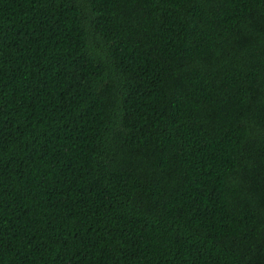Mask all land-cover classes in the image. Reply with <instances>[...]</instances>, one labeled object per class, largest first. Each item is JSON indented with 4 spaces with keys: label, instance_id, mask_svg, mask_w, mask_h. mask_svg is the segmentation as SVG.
<instances>
[{
    "label": "trees",
    "instance_id": "1",
    "mask_svg": "<svg viewBox=\"0 0 264 264\" xmlns=\"http://www.w3.org/2000/svg\"><path fill=\"white\" fill-rule=\"evenodd\" d=\"M0 264H264V0H0Z\"/></svg>",
    "mask_w": 264,
    "mask_h": 264
}]
</instances>
